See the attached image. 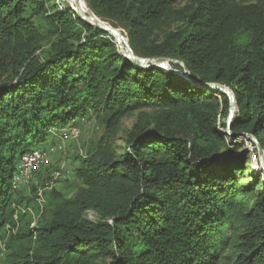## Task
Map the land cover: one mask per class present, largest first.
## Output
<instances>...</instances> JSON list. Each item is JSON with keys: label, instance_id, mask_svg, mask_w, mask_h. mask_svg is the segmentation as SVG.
<instances>
[{"label": "trees", "instance_id": "16d2710c", "mask_svg": "<svg viewBox=\"0 0 264 264\" xmlns=\"http://www.w3.org/2000/svg\"><path fill=\"white\" fill-rule=\"evenodd\" d=\"M85 2L168 69L138 66L56 0H0V264H264V176L245 146L264 151V0ZM206 85L235 96L230 136V100ZM91 116L106 132L75 195L45 192L32 229L37 188L13 187L22 157Z\"/></svg>", "mask_w": 264, "mask_h": 264}, {"label": "rangeland", "instance_id": "374dc122", "mask_svg": "<svg viewBox=\"0 0 264 264\" xmlns=\"http://www.w3.org/2000/svg\"><path fill=\"white\" fill-rule=\"evenodd\" d=\"M86 4L84 5L85 6L84 9L87 10ZM56 6L60 10H65V11L71 10L77 12L76 0H56ZM118 47L120 49L119 45ZM45 49L47 48H44L43 51H45ZM40 53L43 55L42 52ZM143 115L145 118L148 116L150 117L155 116L156 114L155 111L153 110H147ZM142 116L139 115V113H137L134 116L124 119L120 127L116 130L114 134V140L116 142V145L119 147L120 153L123 152L124 150L127 134L132 129V127L135 124H137L139 118H141ZM84 119L85 120H82L79 123V125L75 126L80 130L79 138L77 140L69 141L68 143H66L65 148L62 151L63 153L53 157L48 162V164L40 172H38L37 175L34 176V179L31 180L29 184L25 187L26 188L25 192L26 194L29 195L31 193L33 186L36 187L37 193L40 195V198H42L39 202L37 201L39 207L38 212L34 211L35 212L34 213L32 209H29L30 213H33V222L31 223V227L34 226L36 228L38 227L39 221L41 222L45 221L44 219L46 214H45L44 201H43L44 198L43 196L45 192L56 188L61 192H63L68 197H72L75 195L76 193L75 186H77V184L79 183L75 179L74 172L76 171L77 168L80 167L81 160L87 157V153L91 150V148L95 146L97 142H99V140L105 136V132H106L105 128L100 122H98L96 116H91L90 118L86 117ZM218 125L220 132L226 134L227 136L231 135L232 128L230 127L228 121L219 119ZM59 138L60 135H58L57 132L53 134L51 140H58ZM245 146L251 152V158L253 160L249 166L252 167L254 171L264 176V170L262 169V167H258L255 162L257 160L258 154H259V159L261 160L260 148L253 146L249 142H245ZM54 171H58L61 173L72 172L73 175L67 177L64 180H60L56 182L51 189H48L47 184L50 181V175ZM40 198H38L37 200H39ZM88 219L95 222L97 220V216L94 212H89ZM0 247L4 249V255H5L7 253L5 247L3 245H1Z\"/></svg>", "mask_w": 264, "mask_h": 264}, {"label": "built area", "instance_id": "2783aa9c", "mask_svg": "<svg viewBox=\"0 0 264 264\" xmlns=\"http://www.w3.org/2000/svg\"><path fill=\"white\" fill-rule=\"evenodd\" d=\"M79 136L80 130L71 125L61 132L60 138L55 140L52 145L25 154L17 167V171L13 179V187L15 189L26 187L29 182L34 179V176H36L37 173L40 172L53 157L63 153L62 151L65 148L66 143L77 140ZM71 175L72 172L61 173L54 171L50 175V181L47 184V188L51 189L56 182L64 180ZM41 199L42 198L37 201L39 202ZM31 228L34 229L35 227L32 226ZM3 256L4 249L0 247V259Z\"/></svg>", "mask_w": 264, "mask_h": 264}, {"label": "water", "instance_id": "95a60500", "mask_svg": "<svg viewBox=\"0 0 264 264\" xmlns=\"http://www.w3.org/2000/svg\"><path fill=\"white\" fill-rule=\"evenodd\" d=\"M76 2H77V4H80L83 2L86 4L85 0H76ZM86 7H87L86 13L83 12V10L81 8H77L76 13L78 14V16L82 20L89 22V23L99 27L103 31L108 32L111 35H113L115 37L117 44L120 46V50L124 56L131 59L135 64H137L138 66H141V67L168 69L166 60L138 58L135 55L128 39L118 29L105 25L102 21H100L99 19H97L95 17L92 10L90 9V7L87 4H86ZM206 87L210 88L212 90L218 91V92H222L223 94H225L229 98V100H230V115L228 118V123L231 127L233 119H234L236 112H237V103H236V99H235L233 92L231 90L223 87V86H220V85H206ZM245 137L250 139V140H253L254 142H257L253 136L246 135ZM260 154H261V160H260L261 167L264 170V162H263L264 151L261 148H260Z\"/></svg>", "mask_w": 264, "mask_h": 264}, {"label": "bare ground", "instance_id": "6f19581e", "mask_svg": "<svg viewBox=\"0 0 264 264\" xmlns=\"http://www.w3.org/2000/svg\"><path fill=\"white\" fill-rule=\"evenodd\" d=\"M84 5H85V3H84V2H83V3H80V4H77V2H76V7H77V8H81V9L83 10V12H85V13H86V12H87V10H86V9H84V8H85V6H84ZM85 10H86V11H85Z\"/></svg>", "mask_w": 264, "mask_h": 264}]
</instances>
